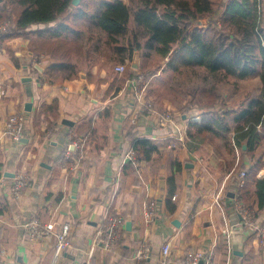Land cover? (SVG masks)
Listing matches in <instances>:
<instances>
[{
  "label": "crops",
  "instance_id": "1",
  "mask_svg": "<svg viewBox=\"0 0 264 264\" xmlns=\"http://www.w3.org/2000/svg\"><path fill=\"white\" fill-rule=\"evenodd\" d=\"M87 1L0 44V264H160L165 242L173 264L195 251L212 254L213 264H264V209L245 223L234 200L239 163L247 169L260 157L257 177L264 178V140L252 159L229 139L189 138L187 114L174 111L164 120L161 112L170 108L155 98L153 75L138 91L124 78L138 74L141 50L121 60L106 33L92 24L95 8ZM128 25L133 29L132 18ZM61 59L68 65L47 77L46 69ZM120 62L126 69L118 73ZM147 105L155 115L147 114ZM15 112L26 118L20 141L5 131ZM192 116L200 119L199 113ZM133 137L156 144L150 159L132 156ZM175 161L181 170L174 171ZM19 174L26 183L16 195L12 186ZM171 174L176 190L168 196ZM152 203L155 218L147 222ZM116 217L124 221L121 235L109 246V220ZM35 219L51 224L52 232L30 240L28 225ZM65 223L70 247L54 257L55 231ZM143 245L146 254L138 258Z\"/></svg>",
  "mask_w": 264,
  "mask_h": 264
},
{
  "label": "trees",
  "instance_id": "2",
  "mask_svg": "<svg viewBox=\"0 0 264 264\" xmlns=\"http://www.w3.org/2000/svg\"><path fill=\"white\" fill-rule=\"evenodd\" d=\"M0 1L4 2L0 23L10 24L0 35V44L31 24L56 20L72 4V0ZM85 4L95 8L92 24L106 33L107 43L121 60L124 55L131 59L134 50H141L142 63L137 70L146 77L154 74L149 59L155 53L167 60L165 68L170 71L197 66L213 76L258 77V95L247 97L234 109L201 107L200 119L190 120L186 129L189 138L196 142L229 139L240 152L255 158L264 140V0H88ZM131 18L134 27L129 30ZM56 27L66 29L62 24ZM60 35L57 33L56 37ZM59 43L55 41V45ZM64 50L62 56L66 54ZM61 61L46 69L47 77L51 70L68 65L65 59ZM128 67L131 69L130 64ZM134 76L136 73L127 72L124 78L131 80ZM37 118L34 116L35 122ZM132 141L137 161L150 159L156 150L150 139L133 137ZM262 165L257 157L247 169L240 163L238 168L245 169V176L243 185L237 186V198L246 208L256 207L254 214L264 209V178L257 177ZM172 166L174 171L181 170L179 161ZM167 184L171 196L176 190L174 174L168 176Z\"/></svg>",
  "mask_w": 264,
  "mask_h": 264
},
{
  "label": "rangeland",
  "instance_id": "3",
  "mask_svg": "<svg viewBox=\"0 0 264 264\" xmlns=\"http://www.w3.org/2000/svg\"><path fill=\"white\" fill-rule=\"evenodd\" d=\"M149 60L154 72L150 79L154 96L158 102L168 104L171 113L175 111V113L192 117L199 113L201 107H210L214 110L234 109L239 106V102L247 97L258 95L261 90V80L258 77L237 79L230 75L213 76L197 66L170 71L165 68L167 60L156 53ZM158 71L159 74L154 77ZM250 209L254 212L252 208Z\"/></svg>",
  "mask_w": 264,
  "mask_h": 264
},
{
  "label": "built area",
  "instance_id": "4",
  "mask_svg": "<svg viewBox=\"0 0 264 264\" xmlns=\"http://www.w3.org/2000/svg\"><path fill=\"white\" fill-rule=\"evenodd\" d=\"M8 21H4L0 23V35L4 33L9 26ZM1 48V46H0ZM126 69V64L119 63L115 66V71L120 73L123 72ZM144 74L139 73L131 79L132 86H134L137 91L138 89H142L145 85V78L143 76ZM147 114L155 115V110L151 105H147L146 107ZM162 118L164 120H170L172 118L173 113L170 112V110L166 109L162 112ZM196 116H192L191 120L194 119ZM25 117L22 113L11 114L8 116V118L5 121V131L7 135H10L13 141H20L22 134L21 129L22 125L25 122ZM77 143L74 142V145ZM72 151H68L66 155L68 156ZM65 156V157H67ZM133 157H136V155L133 153ZM245 176V169H241L238 172V180L236 185V192L234 193V200H235V210L237 214L243 218L245 223H248L253 218V212H251L250 208L244 207L240 200L237 198V186L243 185V180ZM26 183V176L25 174H19L16 177V180L12 186L14 193L17 195L21 190L22 187ZM172 198L174 199L175 196L173 195ZM156 213V205L151 204V206L146 209L144 216L145 220L147 222L154 221ZM109 231L107 236V244L110 246L111 244H115L119 241V237L121 235V228L123 226V220L119 217L112 218L109 220ZM28 225V231L27 236L30 240H35L36 238H41L46 236L47 234H50L52 232V225L46 222H42L38 219H35ZM69 232H70V225L65 223L63 224L57 231H55V237H56V246L54 251V257L59 256L64 250L68 249L70 247V240H69ZM98 236L103 235L102 231H98ZM260 235L262 238V242H264V227L261 228ZM147 251V246L143 245L142 249L136 253V256L138 258H141L142 256H145ZM169 252H170V244L169 242H165L162 246V255L163 258L161 259L160 264H173V262L169 258ZM90 256V254H89ZM203 262V264H213V256L209 253H202L199 251H195L194 253L189 252L187 253V257L183 260V264H199L200 262ZM84 264H91L90 262H85Z\"/></svg>",
  "mask_w": 264,
  "mask_h": 264
},
{
  "label": "water",
  "instance_id": "5",
  "mask_svg": "<svg viewBox=\"0 0 264 264\" xmlns=\"http://www.w3.org/2000/svg\"><path fill=\"white\" fill-rule=\"evenodd\" d=\"M78 1L79 0H72L71 1V3L73 4V5H76V4H78ZM134 68H136L137 67V65H136V63H133V65H132ZM27 80H29L30 78H26ZM25 110L26 111H30L31 110V103L30 102H27L25 105ZM66 124H68V123H71L70 121H64ZM244 147V146H243ZM245 148V147H244ZM231 195H233V194H231ZM174 223H176L177 224V222L175 221ZM125 227H126V229H130V227H131V221H127L126 223H125ZM202 262H200V264H201Z\"/></svg>",
  "mask_w": 264,
  "mask_h": 264
}]
</instances>
